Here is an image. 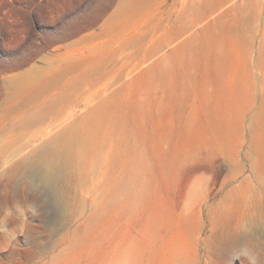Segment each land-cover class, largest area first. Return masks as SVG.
Listing matches in <instances>:
<instances>
[{"label":"rangeland","instance_id":"1","mask_svg":"<svg viewBox=\"0 0 264 264\" xmlns=\"http://www.w3.org/2000/svg\"><path fill=\"white\" fill-rule=\"evenodd\" d=\"M78 126L64 211L22 159ZM244 242L264 264V0H0V264H245Z\"/></svg>","mask_w":264,"mask_h":264},{"label":"bare ground","instance_id":"2","mask_svg":"<svg viewBox=\"0 0 264 264\" xmlns=\"http://www.w3.org/2000/svg\"><path fill=\"white\" fill-rule=\"evenodd\" d=\"M87 131L85 126L65 129L46 144L33 149L31 157L22 159L27 169L25 175L34 183L54 188L58 192L64 211L67 209V203L62 198V184L75 168V159L82 154L83 134ZM219 237L220 233L215 239Z\"/></svg>","mask_w":264,"mask_h":264},{"label":"clouds","instance_id":"3","mask_svg":"<svg viewBox=\"0 0 264 264\" xmlns=\"http://www.w3.org/2000/svg\"><path fill=\"white\" fill-rule=\"evenodd\" d=\"M4 211L7 216H11L13 211L19 216H25L28 213L37 215L38 207L33 202L21 203L17 201L11 207L5 208ZM241 260H243L245 264H259V254L256 248L247 242L242 243L233 254V261Z\"/></svg>","mask_w":264,"mask_h":264}]
</instances>
